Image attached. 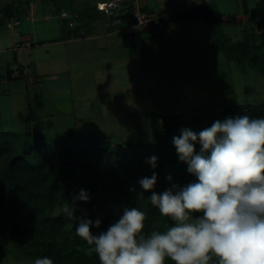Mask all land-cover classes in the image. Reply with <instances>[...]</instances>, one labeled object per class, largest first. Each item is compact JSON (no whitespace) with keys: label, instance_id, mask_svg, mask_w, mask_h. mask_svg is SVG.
I'll return each mask as SVG.
<instances>
[{"label":"rangeland","instance_id":"obj_1","mask_svg":"<svg viewBox=\"0 0 264 264\" xmlns=\"http://www.w3.org/2000/svg\"><path fill=\"white\" fill-rule=\"evenodd\" d=\"M72 1L79 8L114 2L115 16L127 14L122 4L127 0H0V132L31 131L56 137L73 131L107 137L114 145L123 146L150 142L152 122L161 125L173 119L180 129L196 132L227 106L264 103V77L228 60L213 45L211 28L204 19L174 25L176 10L181 9V14L193 7L217 10L225 19L217 28L237 42L243 39V29L260 0H135V5L146 8L154 17H169L168 21L163 18L167 21L164 24L148 26L144 33L174 25L155 32V49L143 53V57L126 47L100 50L90 39L68 47L45 44L59 38L62 29L72 33L113 30L119 22L107 14L84 27L76 21L79 28H67L61 13L53 9ZM252 28L264 34V17L258 18ZM130 52L134 62L128 70L109 62ZM14 67L19 73H35L1 83ZM64 74L70 77L73 88H66L62 82L67 76ZM56 101L67 102L70 107L73 103L74 113L52 118ZM13 118L19 120L16 126ZM25 118L38 121L28 123ZM65 207L55 209L52 215H61ZM74 213L75 222L67 232L77 236L76 225L79 219L89 217V209L80 207ZM32 224L0 207V228L6 235L20 232L18 242L11 244L0 264H33L26 251L39 223H35L37 227ZM96 229V234L104 231L102 222Z\"/></svg>","mask_w":264,"mask_h":264},{"label":"trees","instance_id":"obj_2","mask_svg":"<svg viewBox=\"0 0 264 264\" xmlns=\"http://www.w3.org/2000/svg\"><path fill=\"white\" fill-rule=\"evenodd\" d=\"M122 4L127 14L115 16L116 10L113 9L110 15L113 21L119 20L113 27L115 31H122L135 21V0ZM63 6L54 8L53 12L77 13L79 27L102 15L107 16L97 9V4L79 8L72 1ZM142 10L149 12L146 8ZM260 17H264V0L256 3L249 25L243 29V39L237 42L217 28L225 22L217 10L200 11L193 7L178 20L204 19L211 28L213 45L228 60L239 64L244 71L251 70L264 77V34L252 28ZM63 22L65 27H70L69 20ZM166 22L162 20L158 25ZM14 72L9 71V81L24 77L21 72V76L16 78ZM244 115L253 119L264 118V103L227 106L222 112L213 114L205 128L214 121ZM152 128L153 139L150 142H128L123 146L114 145L107 137L86 136L73 131L56 137L31 131L0 132V207L13 211L21 220H30L32 226L37 227L35 223H39L38 228H34L31 248L26 251L28 257L35 261L47 256L54 264H100L96 254L88 253L86 241L67 232L75 222V213L73 217L65 212L56 217L52 215L55 209L63 206L71 205L74 210L87 206L89 217L84 220L100 219L104 231L123 215L126 208H139L146 213L145 233L165 231L172 226L173 222L161 216L148 198L153 191L159 194L173 184L183 187L196 178L187 171V164L180 161L173 145L172 138L180 135L178 124L168 119L161 125L152 122ZM195 148L198 153L200 145L197 143ZM152 156L157 157L155 168L148 162ZM153 172L157 175L155 187L151 191H143L139 180L150 178ZM131 188L135 191H130ZM82 189L88 193L87 202L77 198ZM141 192L144 199H139ZM91 231L96 234V227ZM19 237L20 232L6 235L0 228V258L8 255L11 244L17 243ZM165 264L173 262L166 259ZM209 264H218V261L213 257Z\"/></svg>","mask_w":264,"mask_h":264},{"label":"clouds","instance_id":"obj_3","mask_svg":"<svg viewBox=\"0 0 264 264\" xmlns=\"http://www.w3.org/2000/svg\"><path fill=\"white\" fill-rule=\"evenodd\" d=\"M180 161L195 181L173 184L148 198L173 224L145 233L146 213L125 209L107 230L94 234L99 219H79L76 235L100 264H264V118L248 115L217 120L198 133L182 128L172 138ZM200 145L197 153L195 145ZM157 157L148 162L156 167ZM170 180L171 177H168ZM157 182L155 172L139 180L143 191ZM130 191H135L131 188ZM87 202L88 193L77 197ZM139 199H144L143 192ZM64 212L73 217L74 207ZM33 264H54L45 256Z\"/></svg>","mask_w":264,"mask_h":264},{"label":"crops","instance_id":"obj_4","mask_svg":"<svg viewBox=\"0 0 264 264\" xmlns=\"http://www.w3.org/2000/svg\"><path fill=\"white\" fill-rule=\"evenodd\" d=\"M176 13H177V17H176V19H177L176 21L177 22L174 25H180V24H183V23L193 22L195 20L202 19V18H194V19H188V20H178L183 14H181V9L178 10V11L176 10L175 14ZM174 25L167 24L166 26H164L162 28H167V27L174 26ZM162 28H157V30H162ZM155 32L152 30V31H149L147 34L146 33H142V34L137 35V36L128 37V36H124L122 34V31H120V30L119 31H115V30H112V29H108L107 30V29H103L102 28L101 30H94L92 32L83 31L82 33H80V32L72 33V32H67L66 30L62 29V34H61V36L59 38H55L54 40H51L50 43H45V42L44 43L45 44H49V45L50 44L51 45L64 44L66 47H68V45H70V44L80 43V42H83V41H85L87 39H90V40H94L97 43L98 49H100V50H106V49H109V48L118 49V48H125L126 47V48H131L132 51L134 50L133 52L136 55L140 56V55H142L143 53H146V52L150 53V51H153L155 49L154 48V43H155L156 40L153 39V35L155 34ZM143 56L144 55H142V57ZM15 57H16L15 59L17 60L18 59L17 56H15ZM112 61H113L114 65H119V67H118L119 69L121 67H124V68L127 67L126 68L127 70L130 69V67L132 66V64L134 62L131 52L130 53H126V55H124L122 57H117L115 59L109 60V62H112ZM15 67L18 68V66H15ZM15 67H14L13 70L17 71L15 69ZM21 70H22V68H21ZM127 70H126V72H127ZM30 71H32V75H34L35 70L34 71L30 70ZM64 75H67V74H64ZM64 77L65 78L62 80V82L65 83L66 88H68L69 86H70L69 88H73V86H71L72 83H71L70 77L68 75L64 76ZM51 80L52 79H50V81ZM53 80H54V77H53ZM54 81H57V79L54 80ZM7 82H9L8 79H3L1 83L6 84ZM34 84H36V83H34ZM52 87H54V85ZM58 102L56 101L54 103V107H55L56 110H54L55 112H52L50 114V116L52 118L56 117V115L59 116V117H61V116L62 117H67L68 115L74 113L75 107H74L73 103L71 104V107H70V104H68L67 102H64V101H58ZM25 119H26V121H28V123L29 122L31 123V122H34V121H38V120H35L36 118H32L33 121L31 119H29V118H25ZM37 119H39V118H37ZM18 122H19L18 119L13 118V123H14L15 126L17 124H19ZM9 131H13V130H9Z\"/></svg>","mask_w":264,"mask_h":264},{"label":"built area","instance_id":"obj_5","mask_svg":"<svg viewBox=\"0 0 264 264\" xmlns=\"http://www.w3.org/2000/svg\"><path fill=\"white\" fill-rule=\"evenodd\" d=\"M97 9L111 15L113 13L112 10L114 9V2H99L97 3ZM152 14L153 13L151 12H144L142 8L134 5L135 21L131 26L126 27L122 30L123 34L126 36H133L136 34L138 35L144 33L148 26L153 24L158 25L163 20V18L167 21L169 20V17H154ZM78 17L79 15L77 13H71L67 11L61 13V18L63 20H69L70 27H75ZM50 18H52V16H50ZM23 75L25 77L33 76L32 73L28 70H24ZM13 76L18 78L21 76V73L15 71Z\"/></svg>","mask_w":264,"mask_h":264}]
</instances>
